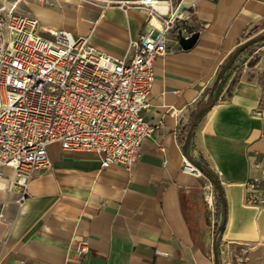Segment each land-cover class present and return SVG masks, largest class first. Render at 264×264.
<instances>
[{"label":"crops","instance_id":"crops-1","mask_svg":"<svg viewBox=\"0 0 264 264\" xmlns=\"http://www.w3.org/2000/svg\"><path fill=\"white\" fill-rule=\"evenodd\" d=\"M106 1L56 0L54 10L36 6L34 16L45 29L131 59L145 17ZM191 5L188 26L198 40L184 51L172 35L167 54L154 62L144 118L158 129L130 172L102 170L96 159L53 144L50 169L34 174L18 205L15 174L0 169V264H215V255L218 264H264V207L249 204L264 192V111L254 114L264 55L239 57L213 89L234 51L264 32V0H182L185 13ZM213 102L184 152L180 141L195 115ZM184 159L217 181L225 211L208 209L209 183L216 197L212 178L184 172ZM249 183H257L254 192ZM78 239L89 247L81 258Z\"/></svg>","mask_w":264,"mask_h":264},{"label":"built area","instance_id":"built-area-1","mask_svg":"<svg viewBox=\"0 0 264 264\" xmlns=\"http://www.w3.org/2000/svg\"><path fill=\"white\" fill-rule=\"evenodd\" d=\"M124 11L144 15V29L131 44L133 56L118 59L94 48L88 38L60 29H45L35 17L0 11V169L16 177V201L26 198L28 182L37 171L50 169L48 147L82 153L96 159L100 169L121 167L130 172L142 159V143L158 125L144 118L154 84V62L189 38L194 16L182 0H107ZM264 111V90L255 115ZM183 171L203 176V168L187 159ZM257 183L247 189L256 190ZM214 188L206 187L205 202L214 212ZM264 207V192L249 199ZM78 258L88 243H74Z\"/></svg>","mask_w":264,"mask_h":264},{"label":"water","instance_id":"water-1","mask_svg":"<svg viewBox=\"0 0 264 264\" xmlns=\"http://www.w3.org/2000/svg\"><path fill=\"white\" fill-rule=\"evenodd\" d=\"M198 40V34H192L189 38H184V37H181L179 39V46L182 50L184 51H188V50H191L196 42ZM264 40V35L260 36V37H256V38H252L248 41H246L244 44L240 45L235 51L234 53L231 55L230 59L227 61V63L225 64V66L220 70V72L218 73L216 79H215V82H214V85H213V89L214 90H218V88L220 87L221 83L223 82V79H224V76L225 74L230 70V68L232 67V65L234 64V62L239 58V56L250 46V45H253L257 42H260V41H263ZM214 105V102L211 103L209 105V107H206L202 110H200L194 117V120L187 132V135L185 137V140H184V144H183V150L184 152H186L189 144H190V140H191V136H192V133H193V130L195 128V124H196V120L207 110V109H210L212 106ZM189 162L191 164H193L194 166H196V163L190 159H188ZM221 204H222V208H223V211H225V202H224V198L222 199L221 198ZM214 262L215 264H218V260H217V257L216 255L214 256Z\"/></svg>","mask_w":264,"mask_h":264},{"label":"rangeland","instance_id":"rangeland-1","mask_svg":"<svg viewBox=\"0 0 264 264\" xmlns=\"http://www.w3.org/2000/svg\"><path fill=\"white\" fill-rule=\"evenodd\" d=\"M56 0H0V11L13 12L19 15L24 16H34V10L36 6L42 5L45 8L55 9ZM58 1H69V0H58ZM78 1V0H72ZM264 35V32L261 34H256L252 38L260 37ZM251 38V39H252ZM255 53L259 55H264V40L257 42L253 45H250L239 57L243 59H248Z\"/></svg>","mask_w":264,"mask_h":264},{"label":"trees","instance_id":"trees-1","mask_svg":"<svg viewBox=\"0 0 264 264\" xmlns=\"http://www.w3.org/2000/svg\"><path fill=\"white\" fill-rule=\"evenodd\" d=\"M255 32H256V31H253L252 34H255ZM260 84H261V85L263 86V88H264V74H263L262 79L260 80ZM183 143H184V139H182V140L180 141V144H181V145H183ZM203 173L205 174V176L212 178V182H213V185H214V187H215V192H216L215 206H216L217 208H220V207L222 206V204H221V198L223 199V193H222V191H221V189H220V187H219V184H218L217 181H216L215 179H213V177H211V175H210L207 171H205L204 169H203Z\"/></svg>","mask_w":264,"mask_h":264},{"label":"bare ground","instance_id":"bare-ground-1","mask_svg":"<svg viewBox=\"0 0 264 264\" xmlns=\"http://www.w3.org/2000/svg\"><path fill=\"white\" fill-rule=\"evenodd\" d=\"M36 19H38V18H36ZM39 20V19H38Z\"/></svg>","mask_w":264,"mask_h":264}]
</instances>
